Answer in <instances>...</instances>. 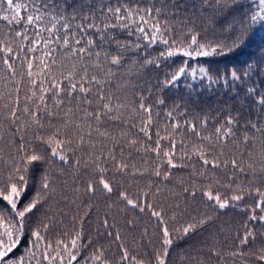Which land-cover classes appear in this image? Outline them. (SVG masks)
<instances>
[{
	"label": "snow or ice",
	"instance_id": "1",
	"mask_svg": "<svg viewBox=\"0 0 264 264\" xmlns=\"http://www.w3.org/2000/svg\"><path fill=\"white\" fill-rule=\"evenodd\" d=\"M0 21V264H172L174 237L210 227L233 246L211 231L180 264H264V56L189 63L241 47L264 0H0ZM186 75L251 107L169 106Z\"/></svg>",
	"mask_w": 264,
	"mask_h": 264
},
{
	"label": "trees",
	"instance_id": "2",
	"mask_svg": "<svg viewBox=\"0 0 264 264\" xmlns=\"http://www.w3.org/2000/svg\"><path fill=\"white\" fill-rule=\"evenodd\" d=\"M257 3L258 0H245V6L252 10H255ZM5 23L6 22L0 21V28H3ZM162 47L163 46H160V48ZM160 48H157L156 51L152 52V55L156 56ZM262 56H264V26L256 25L250 32L245 43L236 51L229 53L228 55L192 58L189 63L191 67L211 66L215 72L216 70H224L226 68L233 67L237 69H243L249 62H257L258 58ZM173 59H176L177 63L182 62L180 58ZM171 64V59L167 62L161 61V68L157 69L154 66L150 67V69L147 70L144 75L146 78L154 81L156 78L162 77L164 72L169 71ZM235 83L236 82H233V84ZM260 87L262 90H264V84L260 85ZM164 98L169 106L176 102L185 104L189 108L190 112H200L201 110H210L217 106L224 107L225 105H230L233 110H238L241 113H245L251 107L250 104L240 107L237 98L232 95L228 86H221L220 83L209 85L207 80L201 81L199 78L192 80L191 77L187 75L182 78L177 86L167 89L164 92ZM161 111V120H163V109ZM209 130L211 131V129ZM242 134V131L238 132L237 136L239 137ZM249 134L251 135V133ZM56 166L58 169L63 165L57 161ZM43 167L47 166H41L35 170L34 180L41 174ZM182 174L184 173L177 172L176 176H180ZM55 179L57 181L58 187H60L67 179V176H61L57 174ZM36 187H38V181L34 186L30 187L28 193L26 194V198H31ZM169 187H171V184ZM52 207L57 211L59 209L68 211V208L62 202L58 206L53 202ZM217 214L220 217L219 221L217 222L218 224H225L226 221H229L233 226V229L241 225L245 220L244 215L236 209H229ZM225 226L227 227V225ZM251 226L257 231H264V225H261L258 222L253 223ZM87 227L88 226L86 225V228ZM211 231H216L217 238L220 240L221 245L226 248H231L233 246L234 237L231 235V232L228 234L227 239H225L219 234L218 229H213L211 227L208 229H201L194 234H190L187 238L174 237L175 242L172 246V251L170 252L172 264H180L179 256L181 253L187 254L189 256L196 255L197 249L201 247L205 238L209 236V232ZM208 264H217V262L213 259L209 260ZM228 264H241V261L239 258H237L235 261L229 260ZM249 264H253V262L250 260Z\"/></svg>",
	"mask_w": 264,
	"mask_h": 264
}]
</instances>
